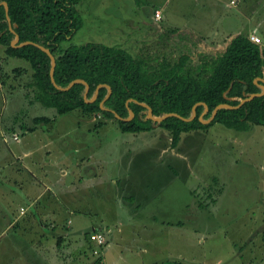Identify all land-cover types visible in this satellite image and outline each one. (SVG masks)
I'll use <instances>...</instances> for the list:
<instances>
[{
    "label": "rangeland",
    "instance_id": "1",
    "mask_svg": "<svg viewBox=\"0 0 264 264\" xmlns=\"http://www.w3.org/2000/svg\"><path fill=\"white\" fill-rule=\"evenodd\" d=\"M195 1L81 0L76 8L82 26L61 46L102 43L123 48L132 56H141L153 65L162 58L172 63L184 53L190 56L186 66L191 69L204 60H210L207 58L215 57L226 41L212 46L217 49L214 53H197L196 46L182 43L188 37L180 39L172 35L173 29H180L183 25L194 32L204 30L211 34L231 31L230 35H247L253 32L251 35L260 38L259 46L264 47V0H237V5L233 4L235 0L231 3V0H221V7L219 4L216 7L215 18H196L200 21H195L194 25V22L189 24V19L181 16L182 10L188 11L190 8H195L196 16L205 12L199 0L197 3ZM155 9L161 11L159 20L153 16ZM160 26L163 28L161 35L157 33ZM251 35H247L248 38ZM1 48L0 45V53ZM5 58L0 56V69ZM5 63L9 68L19 65V71H14L12 77L15 78L13 86L20 88L22 94L13 90L10 95V90L4 85L6 81L0 82V189L3 190L0 193V206L3 213H11L9 209L15 202L13 199L17 192L24 198L21 190H16L12 185L16 178L23 182L19 184L21 186L31 185L30 180L21 178L26 171L12 169V166L20 165L21 160L5 158L8 147L21 149L17 143L13 145V133H18L21 140L22 132L16 127L11 129L13 125L10 124L24 116H27L24 120L28 124L34 115L46 116L52 120L51 123L54 122L55 130H68L64 142L71 158L75 149L76 158L85 156L82 160L72 158L73 169L76 163L84 161L82 170L90 164L96 172L112 173L118 179L116 216L121 212L130 213L127 209L129 202H121L118 199L120 194L128 196L133 193L141 203L139 209L131 211L138 214L137 219L132 215L120 218L124 224L125 237L122 238L125 243H112L105 234L103 244H98L91 239L93 233L90 230L86 240L93 247L89 242V245L86 244L89 252H83L82 264H115L119 249L125 260H119L118 264H150L152 259L155 264H264V124L250 125L245 131H237L214 123L205 132L192 131L184 133V136L182 133L172 149L170 134L161 125L151 124L149 130L138 133L122 132L115 121L105 120L100 113L89 117L81 115L79 111L60 115L53 108L38 102L28 106L27 100L31 98L34 101L35 93L34 89L26 86L31 81V68L25 60L18 58H8ZM4 79L0 71V80ZM22 95L27 98L24 99ZM34 138L38 140L40 136ZM62 146H55L51 156L58 155ZM174 170L177 175L172 173ZM71 172L72 175H67L63 180V187H69V190L82 187L85 192L83 210L91 206L94 208L100 200L86 192L87 186L84 184L89 181L83 179L75 183L74 173ZM119 176H124L125 186H120L122 180ZM213 177L218 182L211 181ZM146 185L152 189L150 198L145 196ZM87 189L90 190L89 187ZM71 196L74 198V193ZM18 209L17 213L24 212V208ZM109 214L106 218L110 216L111 219ZM75 215L72 216L70 228L78 247L82 242L80 230L88 232L91 224L101 217L97 218L91 212L82 214L83 217ZM2 217L3 214L0 216V229L5 221ZM130 221L144 224L141 233L134 235L131 231L133 226H126ZM150 222L156 226H151ZM41 229L44 239L51 241V237L56 236L47 228ZM15 232L18 234L16 228ZM12 235L15 234L11 232L3 238L9 240ZM144 236H150L149 244L157 247L155 254H141L147 241ZM1 240L5 242V239ZM2 249L5 252H0V264H16L10 258L13 253L10 242ZM46 262L48 264L52 260L46 259ZM17 263L23 264V261L18 258Z\"/></svg>",
    "mask_w": 264,
    "mask_h": 264
},
{
    "label": "trees",
    "instance_id": "2",
    "mask_svg": "<svg viewBox=\"0 0 264 264\" xmlns=\"http://www.w3.org/2000/svg\"><path fill=\"white\" fill-rule=\"evenodd\" d=\"M2 1L6 2L7 16L18 42L37 43L48 48L54 56L53 79L58 86L65 87L74 79H82L89 87L86 99L93 96L97 85L110 87L111 92L103 102L107 110L99 107L108 91L104 86L98 89L92 102H85L82 83H75L65 91L56 89L49 78L50 60L43 51L31 44L10 45L14 34L9 30L4 7L0 5V45L5 56L28 63L32 73L26 86L34 89V102L53 108L57 114L79 111L89 117L100 113L105 120L115 121L122 132L131 133L147 131L151 124L161 125L170 134L171 147L177 144L182 133L206 130L214 123L237 131L264 124V93L238 108L218 109L214 119L205 124L198 120L203 112L202 105L195 107V118L190 121L171 116L155 123L145 118L146 109L133 101L128 102L134 114L131 120H118L111 112L127 117L125 102L133 99L147 104L155 116L174 112L187 118L191 107L203 102L208 108L202 116L205 120L216 105L234 106L246 95L260 92L254 79H264V47L252 42L247 35H235L222 52L200 62L194 69L186 66L190 56L184 53L172 63L162 58L153 65L123 48L102 43L62 47L61 44L70 40L82 26L76 8L81 0H0V3ZM257 83L262 84L259 80ZM48 121L50 119L44 116L33 118L36 124Z\"/></svg>",
    "mask_w": 264,
    "mask_h": 264
},
{
    "label": "crops",
    "instance_id": "3",
    "mask_svg": "<svg viewBox=\"0 0 264 264\" xmlns=\"http://www.w3.org/2000/svg\"><path fill=\"white\" fill-rule=\"evenodd\" d=\"M232 1L233 0H231L230 3ZM195 2L197 3L198 0H196ZM199 2L200 4H202V11H205L202 14H198L196 16L195 8H190L188 11L182 10L183 15L181 17H184L185 19L188 18L189 24L190 22H194L193 24L195 25V21H200V19L196 18L202 17L203 20L207 18H215L217 14L216 7L218 6V4L221 7V0H199ZM206 4H208V6H206ZM233 4L237 5L238 1H233ZM180 29H173L174 32L172 35H177L180 39L188 37V42L185 41L182 43L186 45L193 44L198 49L197 53H214V51H217V49H213L212 46H219L220 44H223L225 41H227L228 38L237 35H230L232 34L231 31H223L222 33H212L216 35L214 36L209 31L203 30V32H201L200 30H198L197 32H194L193 29L187 28L186 26L184 27V25L181 26ZM162 32L163 28L162 26H160V29H158L157 33L161 35ZM218 34L223 35L217 37ZM251 34H253V32L247 33V35ZM222 50L223 48L221 49V52ZM0 56L6 57L3 47L1 48ZM8 58L10 57H6L5 60H7ZM5 60L2 61L0 71L6 79L2 81L0 80V82L6 81L4 85H6L7 89L10 90V95L11 91L13 90L16 92L20 91L22 94L20 88L16 87L15 89V87L13 86L15 78L12 77V75L14 74V69L18 68L19 65L11 68L6 67L5 65L7 63H5ZM24 64L25 63H22L21 65ZM18 78L20 77H17V79ZM4 97L5 96L3 95V98ZM22 97L24 99L27 98L24 95H22ZM30 99L27 100L28 106L32 103H36L34 101H31ZM25 117L27 116L22 117L20 120L16 118L12 122V124H10L13 125L11 129L16 127L22 132L20 133L21 140L18 133H13V145L17 143V146H21V149L15 148L13 146L8 147V155L5 156V158L10 157L21 160L19 162L20 165L12 166V169L16 171H26V173H24V176L21 178H23L22 180H30L31 185L21 186L19 184H22L23 182L16 178L15 182L12 183V185L15 186L16 190H21L24 198L17 192V196L15 197V199H13L15 200V202L9 209L11 210V213L9 215L3 213V209L0 206L2 211H0V216L3 214L2 220H5L3 221V223H1L0 229V240L5 239V242H2L1 240L0 252L4 253L5 251L2 249V246L5 247V245L10 242L11 248L13 250L12 257L10 256V258L14 259L16 261V264H21L17 263L18 258L23 261V264H47L46 259L52 260V262L48 264H82L81 260H83V252L87 251V245L90 244L93 247V244H91L89 240H86V238L88 239L87 234L90 232V230L92 233H100L102 235L107 234V237L110 238L112 243L117 242L118 245L121 244V242L125 243L123 242L125 241V239L122 238L125 237L123 235L124 224L121 222L120 218H128L129 215H132L134 219H137L138 214L131 213V211L140 208L141 203L139 202V199H137L133 193L129 194L128 196H126V194H124V196L120 194V198L118 199L121 202H129V208L127 209L128 211H130V213L121 212V214L116 216L115 191L118 179H115V175H113L112 173L110 175H106L103 172H96L93 167L91 168L90 164H88L89 166L85 170H82L84 169V166H82V164H84V161H82L81 163H76L73 169L71 161L72 158L82 160L85 156H83L82 158H76L77 149H75L74 156L71 158L70 154L67 152L68 150L66 151L68 146L67 143L64 142V137H66L68 130H55L56 126L54 125V122L51 123L52 120L48 121L47 123L42 122L36 124L33 122V118L38 117L36 115L32 116L31 123L28 124L24 120ZM207 130L196 131L205 132ZM36 135H39L40 139H33V137H35ZM14 137L17 138L14 139ZM4 141L6 142L7 139H4ZM58 144H62L63 149L61 150V152H59L58 155L53 157L51 156V154L54 150V147ZM171 148L173 149V147ZM70 164L71 166L69 167ZM71 171H73L74 173L73 178L75 179V183H80L83 181V179L89 181L88 183L84 184L85 186H87L85 188L86 192H89L94 196V198L97 197L100 200L99 204L94 208L91 206L90 208L83 210L82 204L85 192H83L82 187L75 188L74 190H69V187H63V180L67 177V175H72ZM174 172L172 173L174 175H177V171L174 170ZM119 179L120 181L122 180L120 186H125L126 183L124 182V176H119ZM216 180V177H213L211 179V181L214 182ZM88 187L90 188V190L87 189ZM148 187L149 186L146 185V198H150L153 194L152 189ZM2 192L3 190L0 189V193ZM73 193L74 198L71 196V194ZM1 199L2 198H0V203L2 202ZM76 204H80V206H77ZM18 208H24V212L17 213L16 209ZM121 209L122 208H120V211ZM88 212L94 213L97 218L98 216L101 218L96 219L95 223L91 224V229H88V232L85 229L80 230V233L82 234V239L80 240H82V242H80L79 246L77 247L76 237L71 234L72 230L70 228L73 223L72 216L77 214L80 215L79 217H83L82 214L87 215ZM108 214L111 215V219L110 216L109 218H106ZM77 215H75L74 217H77ZM134 225H136V227H134ZM150 225L156 226L151 222ZM168 225H173V223L169 222ZM126 226H133V230L131 231L134 232V235H138L139 233H141L144 224L140 221H130ZM41 227L47 228V231L53 232L56 236L51 237V241L44 239V231L41 229ZM84 227L85 226H83V228ZM15 228L18 230V234L15 232ZM11 232L15 234L12 235L13 237L11 239L6 240V238H3L5 235L7 236L11 234ZM16 235H19L21 237L16 238ZM149 237L150 236H144V239H147V241L146 246L144 249H142L143 252H141V254L145 255L146 253H156L157 247L155 245L151 246V244H149L151 242L148 239ZM88 242L89 244H87ZM44 248L47 250L46 254H44ZM116 259L117 262L115 264H118L119 260H125L122 254V250L119 249ZM149 262L150 264H155L153 259ZM100 264L102 263L100 262ZM177 264H184V262Z\"/></svg>",
    "mask_w": 264,
    "mask_h": 264
},
{
    "label": "water",
    "instance_id": "4",
    "mask_svg": "<svg viewBox=\"0 0 264 264\" xmlns=\"http://www.w3.org/2000/svg\"><path fill=\"white\" fill-rule=\"evenodd\" d=\"M0 5H3V7H4L5 15H6V20H7V22H8V26H9V30H10V32H12V33L14 34V38H13V40H12L11 43H10V45H11L12 47H20V46H24V45H27V44H31V45H34V46H36L37 48H39L41 51H43V52L48 56V58H49V60H50L49 78H50V81H51L52 85H53L56 89H58V90L65 91V90H68V89H69L72 85H74L75 83H82V84L85 86L84 93H83V98H84L85 102H92V101H94L95 98H96V95H97V91H98V89H99L101 86L106 87L107 90H108V91H107V94H106V96L104 97V99H103L102 101L99 102V107H100L101 109H103V110H105V109L107 110V108H105V107L103 106V102H104V100L109 96V94H110V92H111L110 87H109L108 85H106V84H99V85H97L96 88H95V90H94V94H93V96H92L90 99H86V95H87V92H88V88H89V87H88L87 83H86L84 80H82V79H74V80H72L71 82H69V84H68L67 86H65V87H60V86H58V85L55 83L54 79H53V71H54V67H55V58H54V56L50 53L49 49H48V48H45V47H43L42 45H39V44H37V43L31 42V41H23V42H20V43H19V42H18V36H17V34L14 33L13 29H12L11 26H10L9 18H8V16H7V5H6V2L2 1V2L0 3ZM233 37H234V36H232L231 38H228V40L226 41L225 46L223 47V49L228 45V43L230 42V40H231ZM258 80L261 81L262 84H258V83H257ZM254 83H256L257 85H259V87L261 88V91H260V92H258V93H251V94L246 95L245 97H243V98H241V99L239 100V102H238L237 105H234V106L229 105V104H226V103H221V104L216 105V106L213 108V110L211 111L209 118H208V119H205V120L202 119V116L207 112L208 108H207L206 104L203 103V102H197V103H195V104L191 107V113H190V116L187 117V118H186V117H182V116H180V115H178L177 113H174V112L163 113V114H161V115H159V116H155V115L152 114V110H151V108H150L147 104L142 103V102H137V101H135V100H133V99H128V100H126V102H125V105H126V107H127V112H128V116H127V117H124V118H123V117H120L118 114L114 113L112 110H111V112L114 114V117H115L116 119L121 120V121H125V122H126V121H129V120H131V118L133 117L134 114H133L132 110L128 107V102L133 101V102H135V103H137V104L143 106V107L146 109V112H145V118L150 119L151 121H153V122H155V123H159V122H161L162 120H164L165 118H167V117H171V116L176 117V118H179L180 120H183V121H190V120H192L193 118H195V107H196L197 105H202V106H203V112L198 116V120H199L201 123L205 124V123H209L210 121H212V120L214 119V117H215L216 112H217L218 109H221V108L235 109V108L240 107L244 102L250 101L252 98L262 95V94L264 93V79H261V78H255V79H254Z\"/></svg>",
    "mask_w": 264,
    "mask_h": 264
},
{
    "label": "built area",
    "instance_id": "5",
    "mask_svg": "<svg viewBox=\"0 0 264 264\" xmlns=\"http://www.w3.org/2000/svg\"><path fill=\"white\" fill-rule=\"evenodd\" d=\"M153 16H154V18H155L156 20H159V18H160V16H161V11L158 10V9H155L154 12H153ZM249 39H250L252 42L256 43V44H259V43H260V38L257 37V36H253V35H251V36L249 37ZM16 138H17V137H14V139H16ZM91 239H92V240H95L98 244H103V235L100 234V233H93V234L91 235Z\"/></svg>",
    "mask_w": 264,
    "mask_h": 264
}]
</instances>
